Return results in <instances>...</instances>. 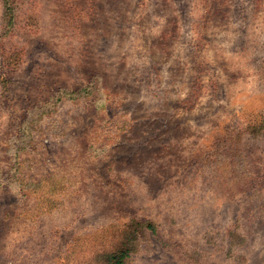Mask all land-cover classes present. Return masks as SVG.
Listing matches in <instances>:
<instances>
[{"label": "rangeland", "instance_id": "374dc122", "mask_svg": "<svg viewBox=\"0 0 264 264\" xmlns=\"http://www.w3.org/2000/svg\"><path fill=\"white\" fill-rule=\"evenodd\" d=\"M120 248L264 264V0H0V264Z\"/></svg>", "mask_w": 264, "mask_h": 264}, {"label": "trees", "instance_id": "16d2710c", "mask_svg": "<svg viewBox=\"0 0 264 264\" xmlns=\"http://www.w3.org/2000/svg\"><path fill=\"white\" fill-rule=\"evenodd\" d=\"M249 125L252 126V123ZM125 252H128V249L126 248H120L116 251L115 254H112V257L114 258V261L112 264H122V257L125 255Z\"/></svg>", "mask_w": 264, "mask_h": 264}]
</instances>
